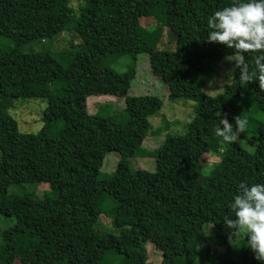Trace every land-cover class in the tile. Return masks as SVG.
Here are the masks:
<instances>
[{
	"label": "trees",
	"instance_id": "1",
	"mask_svg": "<svg viewBox=\"0 0 264 264\" xmlns=\"http://www.w3.org/2000/svg\"><path fill=\"white\" fill-rule=\"evenodd\" d=\"M68 2L0 0V216L13 221L0 232V264H148L146 243L159 251V264H194L203 243V264H264L243 235L228 244L223 223L234 215L228 205L241 182L264 183V129L256 118L264 113V91L258 79L243 84L238 67L222 94L203 95L234 50L208 42L207 20L170 28L176 18H209L234 0H80L77 11ZM144 16L155 25L140 26ZM164 29L172 51L156 47ZM62 32L78 42L53 54L46 43ZM139 53L167 101L194 103L184 133L166 134L154 151L152 172L129 166L162 102L127 96ZM256 55L245 54L251 74ZM121 56L130 64L117 73L107 63ZM102 96L121 99L122 110L104 117L98 106L88 114L86 99ZM31 98L45 100L41 126L21 133L7 110L15 99ZM218 112L234 129L235 117L247 120L253 152L216 135ZM111 152L115 169L102 177ZM212 157L217 161L202 171ZM22 184H46L48 192L6 195ZM101 214L116 235L94 231Z\"/></svg>",
	"mask_w": 264,
	"mask_h": 264
},
{
	"label": "rangeland",
	"instance_id": "2",
	"mask_svg": "<svg viewBox=\"0 0 264 264\" xmlns=\"http://www.w3.org/2000/svg\"><path fill=\"white\" fill-rule=\"evenodd\" d=\"M68 5L74 11H77L80 5V0H69ZM172 20L170 28L172 31L183 27L184 25L193 23L197 20H208L207 16H185L183 18H176ZM139 24L143 28H150L155 25V19L151 16H144L139 19ZM69 42L76 44L78 41L75 38H71L69 34L60 33L54 42L47 41L46 47L51 53H57L67 48ZM1 44H6L4 40L0 39ZM157 49H164L166 51H172L174 48L173 40L168 38L166 29L163 30L160 43L156 46ZM227 56L223 57L216 71L215 77L207 85L201 88L203 95L208 97H215L222 94L225 86L229 85L232 81L234 71H237L235 60H227ZM130 64L128 56H121L107 63V66L117 72H124ZM242 70L239 69V74H242ZM249 75H252L249 73ZM253 83V82H252ZM165 87L157 82L151 75L148 66L147 55L145 53H139L135 59V76L130 82V86L127 90V96H154L159 100H162L160 109L151 117L148 118L150 124V130L146 133L142 143L139 147L140 152L138 156L129 160V166L132 169H141L147 172H152L154 169L153 154L157 147L161 144L164 136L169 135H182L185 131L186 124L192 118V109L194 103L191 101H177L170 102L166 99ZM98 104V105H97ZM98 106L102 109V115L115 116L123 108L122 100L110 96L102 97H89L86 99V109L88 114H94L98 110ZM45 107V100L41 98L31 99H15L12 102V106L7 110L10 117L16 122L17 129L21 133H36L41 126V114ZM263 124L264 129V113L256 115ZM239 146L244 151L253 152V141L251 135L248 132L240 133V138L237 140ZM217 157L207 159L201 169L204 172H208L211 169V165L217 161ZM118 155L115 152L107 153L99 168V174L102 177L110 175L116 166ZM48 192V186L46 184H22L9 186L6 190V195H24L34 194L40 198L44 193ZM13 221L11 218H4L0 216V232L11 227ZM94 231L97 232H109L113 235L117 234V231L110 225V218L104 214L98 217V220L93 225ZM205 237L211 235V230L207 228L204 232ZM239 237H234V242L239 240ZM228 244H231L228 239ZM200 256L194 264L204 263V243L199 247ZM211 250H217L212 247ZM145 251L147 254L148 264H159L160 253L153 245L146 243ZM246 264H253V260L249 259Z\"/></svg>",
	"mask_w": 264,
	"mask_h": 264
},
{
	"label": "clouds",
	"instance_id": "3",
	"mask_svg": "<svg viewBox=\"0 0 264 264\" xmlns=\"http://www.w3.org/2000/svg\"><path fill=\"white\" fill-rule=\"evenodd\" d=\"M208 42H219L233 49L227 60H235L242 74L239 80L248 84L259 80V88L264 91V0H234L231 6L217 10L207 20ZM256 53L254 64L256 71L249 75V65L245 54ZM222 128L216 129V135L223 141L235 143L244 133L247 120L241 116L234 118L235 129L229 123L227 114L218 112ZM239 194L235 195L228 207L233 216L224 218V226L229 230V242L234 244V237L243 235L247 248L255 253V258L264 261V183L247 182L239 184ZM232 217H235L233 219Z\"/></svg>",
	"mask_w": 264,
	"mask_h": 264
}]
</instances>
